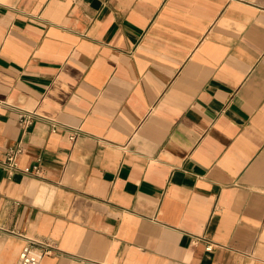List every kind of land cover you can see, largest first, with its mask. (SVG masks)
<instances>
[{"label": "crops", "instance_id": "obj_1", "mask_svg": "<svg viewBox=\"0 0 264 264\" xmlns=\"http://www.w3.org/2000/svg\"><path fill=\"white\" fill-rule=\"evenodd\" d=\"M25 238L39 264H264V0H0V264Z\"/></svg>", "mask_w": 264, "mask_h": 264}, {"label": "built area", "instance_id": "obj_2", "mask_svg": "<svg viewBox=\"0 0 264 264\" xmlns=\"http://www.w3.org/2000/svg\"><path fill=\"white\" fill-rule=\"evenodd\" d=\"M36 114L34 112H28L21 110L18 114V122L19 126L23 131L28 129L32 122L35 119ZM77 135L74 134L70 137L71 141L76 140ZM22 153V149L20 146L17 148H12L7 151L5 162L3 167L10 174L18 169V156ZM36 176H39L41 173L39 162L32 167ZM212 247L209 245L206 247L207 251H210ZM53 252V248L50 244L41 241H35L28 238H25V244L22 247L19 253V264H39L45 256L51 255Z\"/></svg>", "mask_w": 264, "mask_h": 264}]
</instances>
